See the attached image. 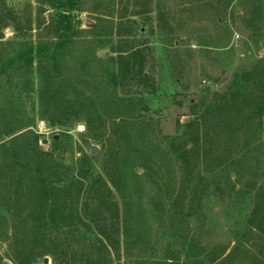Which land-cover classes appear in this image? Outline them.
Instances as JSON below:
<instances>
[{
    "label": "trees",
    "instance_id": "obj_1",
    "mask_svg": "<svg viewBox=\"0 0 264 264\" xmlns=\"http://www.w3.org/2000/svg\"><path fill=\"white\" fill-rule=\"evenodd\" d=\"M85 1L36 0L40 6L36 25L44 27L47 38L37 43L15 39L0 45V238L8 240L13 264H36L45 257L51 258V264H111L123 256L128 264H223L228 258L224 247L169 249L162 255L153 250L147 255L140 249L147 247L149 236L142 224L146 183L154 187L148 200L157 211H165L163 215L179 223L190 217L181 215L177 205L184 190L180 185L181 191L174 195V170L163 173L155 162L161 155L151 138L157 133L153 119L146 120L145 99L157 92L151 73L153 57L147 44L139 41L133 18L147 11L142 8L127 16L123 8L110 28L81 30L73 14L82 10ZM160 10V27L166 26ZM46 11L48 18L38 22ZM257 26L253 21L245 25L254 33ZM10 27L15 38L32 30L31 20L8 11L0 0V31ZM85 33L104 37L97 40L111 53L104 62L83 48L95 43ZM73 60L76 69L94 81L70 75ZM92 65L101 67L102 75ZM36 80L39 119L65 138L71 126L83 122L90 139L101 145V171L93 165L94 158L83 153L76 163L65 164L60 138L52 140L51 150L40 149V138L31 129L35 118L22 104V96L33 91ZM238 81L243 84L240 92L221 97L195 122L183 126L184 139L175 151L180 152L176 159L185 167L198 158L206 159L208 152L199 147L200 137L203 144L211 145L222 132L233 129L241 133L246 149L264 130V67L255 66ZM226 167L239 175L244 166ZM194 169L185 168L183 181H188ZM214 183L215 191L223 193L219 182ZM247 186L254 188L253 182ZM207 187L205 183L196 195L201 196ZM229 189L231 193L235 185ZM255 196L263 198L264 188H258ZM260 211L264 214V205ZM8 218L13 220L11 228ZM174 232L179 233L178 229ZM259 253L262 260L254 258L250 264H264V251ZM3 260L0 255V264Z\"/></svg>",
    "mask_w": 264,
    "mask_h": 264
},
{
    "label": "rangeland",
    "instance_id": "obj_2",
    "mask_svg": "<svg viewBox=\"0 0 264 264\" xmlns=\"http://www.w3.org/2000/svg\"><path fill=\"white\" fill-rule=\"evenodd\" d=\"M3 1L8 11L21 19L31 20L32 30L26 32L22 38H15L12 28H5L0 31V45L15 39L17 43H37L47 38L43 32L44 27L41 25L38 28L36 25V14L40 9L36 0ZM85 2L82 10L73 14L81 25V30H91L85 26L87 21L94 24L93 28L98 31L110 28L116 17L123 13V8L127 9V16L142 8L147 11L143 17L133 18L137 23L136 34L139 41L147 44L153 57L151 73L157 92L145 99L144 104L149 108L146 120L153 119L152 124L157 133L151 138L152 145L155 144L161 155L155 158V162L163 173L165 169L174 170V195L181 191V186L184 190V196L177 205H180L181 215L187 214L190 217L179 223L170 221L167 214L163 215L165 211H157L148 200L154 194V187L146 183L141 199L144 216L142 224L147 228L149 236L147 247L140 249L147 255L152 250L162 255L169 249L184 252L194 246L224 247L225 256L228 255V258L223 264H250L254 258L262 260L259 252L264 251L261 245L264 243V214L260 208L264 205V197L255 196V193L258 188H264V130L246 149L241 133L233 129L222 132L220 140L211 145L203 144L200 137L199 147L207 149L208 155L205 160L198 158L192 166L187 167L176 159L180 152L175 151V147L179 140L184 139L181 137L184 125L195 122L205 109L218 103L221 97L231 92H240L243 89V84L238 81L241 74L251 71L257 65L264 67V0ZM97 3L99 7L96 9ZM105 8L107 10L103 11ZM158 10L161 15H165L163 22H166V26L161 24L160 27ZM49 15V11L44 12L38 17V22L47 19ZM250 21L258 23L256 33L245 27ZM84 35L90 42H95L83 46L95 60L104 62L110 57V51L98 45L97 40L104 37L88 33ZM76 62L71 61L73 66L69 67L68 73L75 79L79 77L94 81L82 69H76ZM91 68L102 75V68L98 65H92ZM37 82L36 80L33 91L22 96V104L25 103L24 110L35 118L31 129L40 138V149L44 152L51 150L52 140L60 138L63 144L60 150L63 153L61 159L65 164L76 163L83 153L94 158L93 165L101 171V145L90 139L83 122L71 126L68 137L65 138L58 136L59 130L49 127L45 121L39 119ZM231 120L233 128L236 118ZM184 143V148L189 150L190 145ZM92 147L97 149L95 156H91ZM162 157L164 160L159 159ZM230 165L244 167L237 175L234 170L226 167ZM185 168H195L188 181H183ZM214 170L216 172L213 174ZM215 174L220 175L215 177ZM221 176L226 179L223 180ZM214 181L219 182L223 193L215 191V183L212 184ZM249 182H253L254 188L247 186ZM205 183L208 185L207 189L201 196H197L196 193L203 185L205 187ZM232 184L235 189L229 193ZM166 209L173 215L170 207L166 206ZM192 209L195 212H191ZM175 215L179 216L177 212ZM7 220L11 228L13 220ZM171 228L175 231L178 229L179 233L176 234ZM4 238L5 241L0 238V255L4 259L2 264H13L8 240ZM190 241L192 242L189 244ZM44 259L51 264L49 257L38 260L36 264H43ZM111 264L128 263L123 256Z\"/></svg>",
    "mask_w": 264,
    "mask_h": 264
},
{
    "label": "water",
    "instance_id": "obj_3",
    "mask_svg": "<svg viewBox=\"0 0 264 264\" xmlns=\"http://www.w3.org/2000/svg\"><path fill=\"white\" fill-rule=\"evenodd\" d=\"M85 26H86L87 28L92 29L93 26H94V24H92V23H90V22L87 21L86 24H85ZM90 151H91V156H95V155L97 154V149H96L95 147H92V148L90 149ZM43 264H48V260H47V259H44V260H43Z\"/></svg>",
    "mask_w": 264,
    "mask_h": 264
}]
</instances>
